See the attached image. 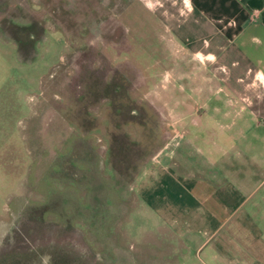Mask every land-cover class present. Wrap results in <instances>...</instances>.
Instances as JSON below:
<instances>
[{
  "label": "rangeland",
  "instance_id": "1",
  "mask_svg": "<svg viewBox=\"0 0 264 264\" xmlns=\"http://www.w3.org/2000/svg\"><path fill=\"white\" fill-rule=\"evenodd\" d=\"M186 11L0 0V264H264L227 229L228 177L194 202L184 190L209 160L231 167L213 145L228 149L231 113L263 90L226 84L215 41L188 38ZM211 203L222 229L205 240ZM253 204L264 243L260 195Z\"/></svg>",
  "mask_w": 264,
  "mask_h": 264
},
{
  "label": "crops",
  "instance_id": "2",
  "mask_svg": "<svg viewBox=\"0 0 264 264\" xmlns=\"http://www.w3.org/2000/svg\"><path fill=\"white\" fill-rule=\"evenodd\" d=\"M182 1L187 10L185 32L188 38L200 39L203 42L215 41L214 54L219 53L221 57L220 70L225 69L230 73V79L226 84L234 87L245 79L247 86L248 81L256 78L260 80L263 89L261 98L257 100L252 97L255 92L247 89L246 97L240 99H244L245 103L255 104L254 107H246V109L241 107L240 110L231 113L230 119L233 121L231 129L233 126H236V129L235 135L234 132L230 134L228 149L223 150L221 145H213L216 146L217 155H221V152H229L231 167L228 170L222 167L218 162L221 156L212 162L208 159L209 170H198L199 178L189 179L188 183L191 187L183 189L188 193L187 199L194 202L196 200L194 197L198 196L194 193L201 191L200 184L205 180L212 183L218 180L221 183L223 176L228 177L229 183L226 182L232 184L226 187L220 186L224 196H229L233 201L224 218L227 219L225 221L228 223L227 229L236 240V248L241 247L247 258L250 255L252 259L256 257L264 263V243L257 240L261 228L255 218L256 209L253 207V200L258 199L259 195L264 202V0ZM223 48L225 51H222ZM238 120L243 122L239 125ZM238 126L245 127L244 135V129L238 134ZM242 137L245 138L246 143H241ZM250 137L261 143L258 150L251 143ZM254 150L258 154H255ZM203 174L205 177H202ZM189 175L192 177L193 172H189ZM224 208L227 211L228 207ZM262 214L264 216V213ZM193 215L198 217L194 213ZM203 215L202 222L208 230L205 240H208L215 231L213 229H216L214 228L216 224L219 223L220 226H217L222 229V222L215 218L213 203ZM202 244L203 242L198 247Z\"/></svg>",
  "mask_w": 264,
  "mask_h": 264
}]
</instances>
